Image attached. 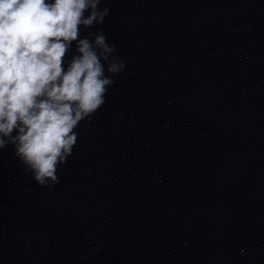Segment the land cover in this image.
I'll list each match as a JSON object with an SVG mask.
<instances>
[{
	"label": "clouds",
	"instance_id": "9594fccd",
	"mask_svg": "<svg viewBox=\"0 0 264 264\" xmlns=\"http://www.w3.org/2000/svg\"><path fill=\"white\" fill-rule=\"evenodd\" d=\"M102 2L0 0V149L12 144L39 186L59 182L58 169L78 140L75 129L91 121L112 76L125 68L102 31L81 36V28L108 16Z\"/></svg>",
	"mask_w": 264,
	"mask_h": 264
}]
</instances>
